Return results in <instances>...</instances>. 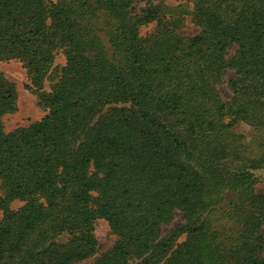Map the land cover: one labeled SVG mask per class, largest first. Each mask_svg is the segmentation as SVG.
I'll use <instances>...</instances> for the list:
<instances>
[{"label":"trees","instance_id":"16d2710c","mask_svg":"<svg viewBox=\"0 0 264 264\" xmlns=\"http://www.w3.org/2000/svg\"><path fill=\"white\" fill-rule=\"evenodd\" d=\"M189 1L188 38L135 0H0V61L23 65L46 113L5 133L16 92L0 76V264H79L97 220L117 241L94 264H264V0ZM240 122L260 133L257 159Z\"/></svg>","mask_w":264,"mask_h":264},{"label":"rangeland","instance_id":"374dc122","mask_svg":"<svg viewBox=\"0 0 264 264\" xmlns=\"http://www.w3.org/2000/svg\"><path fill=\"white\" fill-rule=\"evenodd\" d=\"M57 1V0H47ZM136 12H140L145 7H152L161 12L168 21L177 25V32L183 37H193L199 33V28L192 22V4L189 0H135ZM156 22L145 25L141 28V35H149L154 32ZM234 53V52H232ZM65 65V60L59 52L55 58L53 70L46 82V88L55 83L61 70ZM0 76L13 85L16 92V110L2 117V126L5 133H11L19 128H25L29 125L40 121L45 116V111L37 104L35 94L30 90V83L26 75V70L18 61H0ZM235 77L233 71H229L224 78V83L217 86V90L223 101L228 102L231 98V91L228 87V81ZM234 132L243 137V152L246 159H257L261 154V139L253 127L244 123H237L233 128ZM257 178L256 192L264 194V171H254ZM4 195L3 183L0 180V196ZM23 205V202L14 201L10 209L17 210ZM220 209L212 216V221L223 224L224 220L220 217ZM180 214L175 212L172 222L163 225L161 228L160 239L165 240L181 225ZM264 232V229H263ZM94 235L98 242L97 254L79 264H94L95 260L102 254L112 249L117 241L115 235L110 231L106 221L97 220L94 224ZM185 236H179L174 240V245H178L184 240ZM264 256V252L262 253ZM137 261L131 264H137Z\"/></svg>","mask_w":264,"mask_h":264}]
</instances>
